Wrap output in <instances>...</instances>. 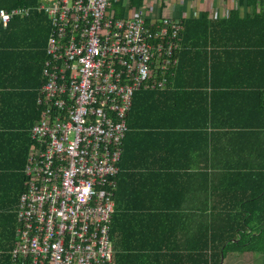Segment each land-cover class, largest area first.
<instances>
[{"label": "crops", "instance_id": "obj_1", "mask_svg": "<svg viewBox=\"0 0 264 264\" xmlns=\"http://www.w3.org/2000/svg\"><path fill=\"white\" fill-rule=\"evenodd\" d=\"M261 2L249 8L239 0H142L131 9L130 0H112L115 17L142 12L147 27L163 18L184 27L203 16L210 27L208 36L188 38L193 46L181 45L166 88L134 95L110 233L114 256L129 258L123 263L212 253L211 243L205 249L212 221L245 219L240 206L257 202L249 196L261 182L248 174H264V22L255 18L264 12ZM40 15L22 20L17 36H0V264L9 214H18L4 207L25 183L31 128L40 118L43 36L50 26ZM256 210L251 219H264ZM242 250L231 246L223 264H264V249Z\"/></svg>", "mask_w": 264, "mask_h": 264}, {"label": "built area", "instance_id": "obj_2", "mask_svg": "<svg viewBox=\"0 0 264 264\" xmlns=\"http://www.w3.org/2000/svg\"><path fill=\"white\" fill-rule=\"evenodd\" d=\"M112 0H41L0 23L47 16L40 118L31 128L12 264H111L114 191L134 95L164 89L183 23L117 18Z\"/></svg>", "mask_w": 264, "mask_h": 264}, {"label": "trees", "instance_id": "obj_3", "mask_svg": "<svg viewBox=\"0 0 264 264\" xmlns=\"http://www.w3.org/2000/svg\"><path fill=\"white\" fill-rule=\"evenodd\" d=\"M40 1L41 0H0V10L1 9L11 10L13 8H18V7L34 8L38 6ZM245 1L249 8H258V4H262L261 0L260 3H258V0H239V6L240 7L243 6ZM141 6H142V0H130L129 8L131 9L140 8ZM261 8H264V4L261 6ZM40 14L42 15V17L47 18L46 15L40 13L38 10H33L29 17L16 18L12 20L7 26H4L3 24L0 23V36L1 37L17 36L18 34H20L17 30V25L22 24L21 23L22 20L28 19L35 15L39 16ZM118 17L119 18L121 17L119 13H118ZM255 18L264 22V12L255 15ZM209 28L210 27L208 24V20L207 18L205 19L204 16L201 19L188 20L184 24V32L182 34L183 39L181 40L183 43L181 45H184V47L193 46L188 44V38L198 37V36L199 37L208 36L210 31ZM214 28L217 27L216 26L214 27V23L212 21V36L216 35V32H218ZM49 33H50V26L49 29H45V36H43L46 44L49 37ZM259 34L264 36V28L263 31H259ZM1 46L2 45H0V47ZM199 47L203 48L205 47V45ZM45 54H46V47H45ZM31 146H32V140H31L30 148ZM248 176L250 179L256 182H261L260 183L261 187L259 188L258 192L249 196L250 197L249 202L251 201H257V202H255L253 206H247V205L240 206V212L246 213L245 219L234 220V221H223V222L212 221V238H209L208 236H206L205 238L206 241L205 249H207L211 243L212 253L200 252L199 254H168V255L161 254L162 256H160V258L158 259L159 261H161V264H223V261L226 258V255L229 253L231 246H235L238 251H243L242 249L244 247H248L250 250L253 251L264 249V245L263 247L259 246L261 242L262 244H264V219L259 221H255L251 219V217H253L257 213L256 206L264 215V174H248ZM25 183H26V177H25ZM25 183L19 190L15 191L16 201L9 208L4 207L5 211L10 210L12 208L15 209V207L18 208L19 205L18 201H20V196L26 189ZM0 211H2V208H0ZM249 214H251L252 216H250ZM8 223L10 226L7 228V230L3 232V237L6 241L7 249L5 255L3 256L2 264H12L11 252L16 240L15 234L18 227L17 210L9 214ZM123 255L124 254H120V257L114 256L113 262L111 264H126V262L123 263L121 260L123 258H125V260L129 258ZM134 255H138V254H134ZM165 255H167V257H164ZM134 264H137V262H134ZM142 264H147V263L145 261H142Z\"/></svg>", "mask_w": 264, "mask_h": 264}]
</instances>
